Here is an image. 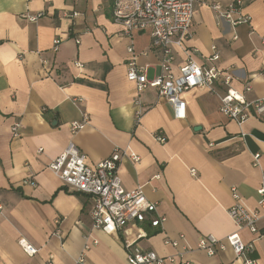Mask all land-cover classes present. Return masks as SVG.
Returning a JSON list of instances; mask_svg holds the SVG:
<instances>
[{"label":"crops","instance_id":"0c3cea01","mask_svg":"<svg viewBox=\"0 0 264 264\" xmlns=\"http://www.w3.org/2000/svg\"><path fill=\"white\" fill-rule=\"evenodd\" d=\"M194 1L192 38L186 45L200 52L197 62L209 65L207 58L216 47V65L232 69L239 78L233 88L244 92L250 83L246 100L263 98L264 0ZM236 1L251 17L250 24L233 27L209 7ZM41 12L44 16L35 23L24 18ZM112 16L113 0H0V264H77L87 233L98 244L86 252L84 264H127L124 243L136 238V227L119 234L92 231L91 199L67 189L48 168L70 142L90 166L115 149L140 158H123V186L129 191L141 187L157 203V216L167 218L160 228L146 226L147 237L138 241L143 250L171 257L181 252L172 242H185L192 250L183 259L190 264H245L235 259L231 248L213 257L197 249L201 237L224 240L238 232L245 243L254 241L248 257L264 264V223L257 238L239 229L228 214L235 194L250 208L258 207L264 122L228 119L220 112L218 97L206 90L184 94V119L176 118L173 107L155 90L139 94L127 77L129 46L133 44L137 63L147 68L149 78L161 73L160 53L149 31L135 33L131 40ZM57 38L62 45L55 53ZM175 52L173 69L178 73L184 55ZM48 68L54 79L47 76ZM75 97L83 101L74 104ZM84 115L89 123L72 136L70 124L81 122ZM16 123L21 124L19 137L12 131ZM159 131L166 144L155 140ZM255 154L261 155L259 167L253 164ZM22 239L38 249L34 257L22 249Z\"/></svg>","mask_w":264,"mask_h":264},{"label":"built area","instance_id":"2783aa9c","mask_svg":"<svg viewBox=\"0 0 264 264\" xmlns=\"http://www.w3.org/2000/svg\"><path fill=\"white\" fill-rule=\"evenodd\" d=\"M209 7L221 20L233 27L251 22V17L243 12L240 1L227 7H223L220 3H213ZM195 14L194 0H113L112 18L115 23L123 27V34L132 40L135 33L149 31L153 48L160 53L161 73L154 78H149L147 68L138 65L137 55L131 44L128 48L130 54L127 62L128 80L136 84L139 94L147 90H155L159 97L173 107L175 117L178 119L186 117L187 103L183 99L184 94L200 89L218 97L220 112L228 119L239 124H243L250 118L264 122V97L248 102L244 93L252 90L250 83H246L244 92L233 88V82L238 76L232 69L222 70L216 65L220 60L216 47H212V55L207 58L209 65H202L196 59L200 55L198 49L186 45V42L192 38ZM77 15L78 13L74 14V16ZM43 16L44 13L41 12L36 15H26L24 18L35 23ZM233 39H238V36L234 35ZM76 43H80V39H76ZM262 43L264 44V37ZM61 45L62 39H55L53 52L57 53ZM176 49L184 55V61L178 67V73H175L173 69ZM75 66L79 69L83 68V64L79 61L75 62ZM47 72V76L54 79L52 69L48 68ZM262 75L264 76V73ZM218 86L224 89V93L219 94L216 89ZM82 101L81 97L72 98L74 104ZM140 104L137 98L135 102L137 120H140L143 114ZM88 123L89 117L84 115L81 122L70 124V134L77 135ZM20 128V123L13 126L12 131L15 137L20 136ZM154 138L160 144L167 143V138L161 131L155 133ZM41 151L40 149L39 152ZM123 158H129L134 162L140 161L134 153L115 149L110 157L95 166H90L87 163V156L74 142H70L65 151L50 162L48 168L67 189L84 194L91 199L92 231L102 230L109 234H119L128 227H136V238L124 243L127 264H173L178 259L181 264H190L183 259V255L192 250L185 242H182L183 245L180 242H172L175 248H181V252L171 257H161L154 251H145L138 244L140 239L147 237L148 224L153 228H160L167 218L157 216V203L151 202L141 187L129 191L123 186L119 170ZM260 158V154L253 156L255 167L260 166ZM191 172L193 176H196L195 170ZM25 183L35 185L33 181ZM233 191L236 192V189ZM258 195L257 208H250L241 197L235 194L236 203L228 210L229 217L239 229H247L257 238L262 234L259 226L264 223V175ZM0 210H2L1 206ZM84 238L85 246L77 264H84L86 252L98 244L91 233H87ZM20 245L29 257H34L38 252V249L24 239L20 241ZM227 248L232 249L236 260H242L245 264H255V261L248 257L254 250V241L245 243L238 232L227 236L224 240L204 236L200 238L197 245L198 250L206 252L210 257ZM48 264L53 262L50 261Z\"/></svg>","mask_w":264,"mask_h":264}]
</instances>
